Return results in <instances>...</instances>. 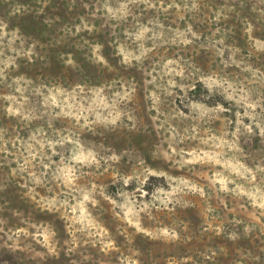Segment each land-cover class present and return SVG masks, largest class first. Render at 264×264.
Returning a JSON list of instances; mask_svg holds the SVG:
<instances>
[{
	"label": "clouds",
	"instance_id": "obj_1",
	"mask_svg": "<svg viewBox=\"0 0 264 264\" xmlns=\"http://www.w3.org/2000/svg\"><path fill=\"white\" fill-rule=\"evenodd\" d=\"M50 3L0 0V264H264V0Z\"/></svg>",
	"mask_w": 264,
	"mask_h": 264
},
{
	"label": "rangeland",
	"instance_id": "obj_2",
	"mask_svg": "<svg viewBox=\"0 0 264 264\" xmlns=\"http://www.w3.org/2000/svg\"><path fill=\"white\" fill-rule=\"evenodd\" d=\"M22 2L29 3L30 0H22ZM67 2H68V0H64V5H66ZM64 5H60L59 4V0H51V3L49 5V9H46V11H50V9H52V8L60 7L61 11L59 13H57V14H59L62 17V20L64 22H67L68 21V17L64 15ZM97 27H99V24H97ZM46 28H47L46 25H44V26L27 25V26H25V31H27L28 33H34L37 36H39V33L41 31L45 30ZM66 50H71V49H66ZM51 51H52V55L49 58L53 61V64H54V68L52 69V71L56 72V73H59L62 70L59 67V65L56 64V58H55V54H54L55 53V49H52ZM76 58H77L78 62H80L83 65V67L85 68V70L87 71L88 66L86 64H83L82 56L80 54H77ZM197 91H199V88L197 89ZM112 190L114 191L115 187H113ZM9 259H11V258L9 257ZM194 259H195V257H194Z\"/></svg>",
	"mask_w": 264,
	"mask_h": 264
}]
</instances>
